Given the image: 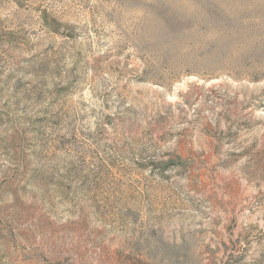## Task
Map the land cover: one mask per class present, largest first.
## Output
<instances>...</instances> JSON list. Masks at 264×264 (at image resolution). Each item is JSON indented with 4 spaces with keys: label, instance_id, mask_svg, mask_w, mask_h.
I'll return each instance as SVG.
<instances>
[{
    "label": "rangeland",
    "instance_id": "obj_1",
    "mask_svg": "<svg viewBox=\"0 0 264 264\" xmlns=\"http://www.w3.org/2000/svg\"><path fill=\"white\" fill-rule=\"evenodd\" d=\"M0 264H264V0H0Z\"/></svg>",
    "mask_w": 264,
    "mask_h": 264
}]
</instances>
